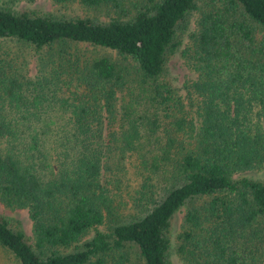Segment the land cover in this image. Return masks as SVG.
Wrapping results in <instances>:
<instances>
[{
    "label": "trees",
    "instance_id": "obj_1",
    "mask_svg": "<svg viewBox=\"0 0 264 264\" xmlns=\"http://www.w3.org/2000/svg\"><path fill=\"white\" fill-rule=\"evenodd\" d=\"M74 1L116 14L0 6V37L45 48L32 77L17 56L0 55V201L26 208L32 235L0 215V246L19 264H126V245L138 264H169L171 218L184 206L176 250L185 264H264V182L239 174L264 165V0ZM193 11L196 75L181 92L159 76ZM74 42L134 62L124 103L121 64L84 58ZM119 139L125 148L143 140L150 152L139 165L158 178L138 189L150 207L126 219L103 176Z\"/></svg>",
    "mask_w": 264,
    "mask_h": 264
},
{
    "label": "rangeland",
    "instance_id": "obj_2",
    "mask_svg": "<svg viewBox=\"0 0 264 264\" xmlns=\"http://www.w3.org/2000/svg\"><path fill=\"white\" fill-rule=\"evenodd\" d=\"M199 3V2H198ZM201 5V3H199ZM0 6L9 7L13 10L26 9L33 13L50 14L54 16H76L83 15L89 16L99 21H105L110 15L116 14L115 9L110 6L98 5V6H84L76 1H67L64 3H56L53 0H0ZM196 12H190L183 24H181L174 35V46L171 51L167 50L165 53L164 69L159 76V79L166 80L173 86L177 87L181 92L184 91L182 88L183 82L196 75V71L193 69L192 61L188 56V49L192 41V31L195 27ZM71 49H77L84 58L90 59L98 56H108L117 64L120 63L121 67L125 71L124 80L125 84L120 86L119 96L120 102L124 103L129 97L131 92V86L133 84V73L135 72L134 65L129 58H124L117 54L114 50L91 45L87 42H74L71 44ZM45 48L35 50L31 45L12 38V37H0V55L8 58L9 56H17L18 60L23 62V67L28 76L32 77L36 74V58L37 54L44 52ZM136 73V72H135ZM129 84V86H128ZM133 89V92H136ZM132 96V95H131ZM137 102L138 99H137ZM117 127V126H116ZM140 127V126H139ZM141 132L134 133L135 139H142L143 129ZM159 130V131H158ZM155 132H152L151 138L155 139V136H160L161 131L158 128ZM149 139V140H150ZM123 140H118L115 145V151L110 153L114 156L115 163L111 166L114 167L113 176L110 175L111 168L106 167V174L103 175L105 179H111L112 181L107 184L110 187L111 192L114 193V198L117 200V206L122 214L121 218H128L132 215H141L146 209L150 207V201L145 202L143 198L138 199L141 183L145 180L147 175H150L154 182L158 180L157 175L154 173H146L147 171L139 165L141 158L148 155L150 150L146 143L141 140L138 145H133L131 148H125ZM144 143V144H142ZM120 144L122 149L120 150ZM144 155V156H143ZM112 159V157H111ZM239 174H244L250 177L257 178L264 182V165L258 168L246 169ZM156 176V178H154ZM104 179V180H105ZM149 180V179H148ZM157 198V197H156ZM139 200V201H138ZM185 207L179 208L171 218L170 228L168 231L170 244L166 252L169 264H185L176 250L178 239L177 233L181 229L182 216ZM0 215L6 219V221L12 227L20 228L28 242H32L31 235V220L28 216L27 210L24 207H9L4 205L0 201ZM125 218V219H126ZM106 222L103 225H99V228L105 227ZM92 234V229L88 230L77 242L79 245L83 240L88 238ZM73 246L61 248V251H68ZM127 245L124 246L126 250V264H138L140 259L138 254L135 252V248ZM0 264H19L14 256L6 249L0 246Z\"/></svg>",
    "mask_w": 264,
    "mask_h": 264
}]
</instances>
